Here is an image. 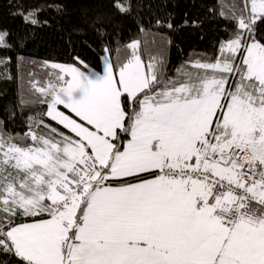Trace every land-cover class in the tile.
<instances>
[{"label": "snow or ice", "instance_id": "6c2138e0", "mask_svg": "<svg viewBox=\"0 0 264 264\" xmlns=\"http://www.w3.org/2000/svg\"><path fill=\"white\" fill-rule=\"evenodd\" d=\"M220 8L228 38L175 77L138 40L102 73L45 62L27 131L0 122L2 264H264V0Z\"/></svg>", "mask_w": 264, "mask_h": 264}, {"label": "trees", "instance_id": "16d2710c", "mask_svg": "<svg viewBox=\"0 0 264 264\" xmlns=\"http://www.w3.org/2000/svg\"><path fill=\"white\" fill-rule=\"evenodd\" d=\"M232 2L225 0L227 4ZM130 3L131 11L121 14L113 7L114 0H0V32L8 33L9 45L0 48V61H4L0 63V122L5 131L23 135L27 131V117L40 110L22 109L20 105L30 95V81H44L47 73L53 71L44 67L45 62L82 67L79 58L100 72L106 46L111 49L113 63H117L125 46L138 40L145 62L149 51L160 52L167 74L175 77L178 69L190 68L188 61L214 57L219 42L226 40L234 27L219 16L220 0H130ZM33 9L38 10L37 25L26 23L18 14ZM98 18L102 22L94 23ZM157 19L165 26L157 27ZM169 22L172 29L167 28ZM255 30L256 39L264 43V22L258 20ZM168 39L171 44H167ZM9 260L0 255V264Z\"/></svg>", "mask_w": 264, "mask_h": 264}, {"label": "rangeland", "instance_id": "374dc122", "mask_svg": "<svg viewBox=\"0 0 264 264\" xmlns=\"http://www.w3.org/2000/svg\"><path fill=\"white\" fill-rule=\"evenodd\" d=\"M105 55V53L102 55V57ZM49 64H51V63H58V64H65V65H67L66 63H60V62H48ZM102 70H103V60L101 59V73H102ZM194 71V70H193ZM61 110H63V111H65L66 112V114H67V110H65V109H63L62 108V106H61Z\"/></svg>", "mask_w": 264, "mask_h": 264}]
</instances>
